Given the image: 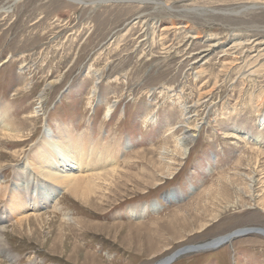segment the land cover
<instances>
[{"label": "rangeland", "instance_id": "374dc122", "mask_svg": "<svg viewBox=\"0 0 264 264\" xmlns=\"http://www.w3.org/2000/svg\"><path fill=\"white\" fill-rule=\"evenodd\" d=\"M105 1L0 0V106L25 120L23 144L0 136L1 183L58 126L131 146L94 209L63 193L17 235L10 216L4 264H160L223 238L172 264H264V142L227 138L264 132V0ZM144 204L161 210L127 216Z\"/></svg>", "mask_w": 264, "mask_h": 264}, {"label": "bare ground", "instance_id": "6f19581e", "mask_svg": "<svg viewBox=\"0 0 264 264\" xmlns=\"http://www.w3.org/2000/svg\"><path fill=\"white\" fill-rule=\"evenodd\" d=\"M113 108L114 106H108L106 116L112 114ZM32 117L35 116H29V119ZM24 124L14 118L8 105L0 106V136L4 138V142H7V144L12 142L14 145H18L19 142L23 144L25 141L18 142L13 141V139L23 137ZM263 129L264 123L262 122ZM198 130V127L194 129L186 128L184 134L176 139V147L182 156L189 153V141L194 140ZM227 138H236L241 142L250 140L256 146H261L264 142V132L260 131L254 139L249 134L237 135L234 133H228ZM120 144L118 141L102 143V140H93L85 134H74L67 126H58L56 133L51 130L44 131L38 143L31 149L30 157L24 159L22 165L19 166L18 173L15 175V183L11 186L3 185L4 183H1L0 178V202L3 203V207L0 208V264H4L3 261L13 262L14 260V256L10 253L7 243L3 239L6 236L4 232L7 230L4 224L10 216H14L18 220L12 231L14 235H17L23 234L25 228H29L31 233L34 222L36 224L43 222L44 217L40 211L44 208L51 207L55 212H58V210L60 212L57 201L63 193L70 194L85 207L94 209L95 202L106 194L104 193L105 187L109 188L111 183L118 179L121 155H125L131 149V146H122V149ZM248 180L252 192L256 180L254 177H250ZM172 196L173 194H168L164 197L166 203L173 201ZM251 200H255L254 194L251 196ZM160 210L156 208V204H144L128 207L126 214L131 219L141 220L148 213H157ZM63 218L64 220L60 224V232L66 230L67 227L73 231L74 224L77 225L76 227H81V229L94 226L83 220H73L66 215ZM249 231L253 230L244 229L242 232L248 233ZM253 232L264 235V230L258 229ZM238 233H241V231H238ZM227 240L228 238L219 239L200 248L185 249L181 252L214 249L219 244H225ZM165 263L163 261L160 264Z\"/></svg>", "mask_w": 264, "mask_h": 264}, {"label": "water", "instance_id": "95a60500", "mask_svg": "<svg viewBox=\"0 0 264 264\" xmlns=\"http://www.w3.org/2000/svg\"><path fill=\"white\" fill-rule=\"evenodd\" d=\"M110 2H115V0H111V1H105V3H110ZM223 244V243H222ZM222 244H219V245H222ZM218 245V246H219ZM216 246V247H218ZM215 248V247H214ZM182 251V250H181ZM179 251L178 253L174 254L172 257H170L165 264H172L178 257H180L182 254V252Z\"/></svg>", "mask_w": 264, "mask_h": 264}]
</instances>
